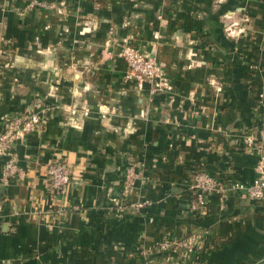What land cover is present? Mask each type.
I'll return each instance as SVG.
<instances>
[{
  "label": "crops",
  "instance_id": "obj_1",
  "mask_svg": "<svg viewBox=\"0 0 264 264\" xmlns=\"http://www.w3.org/2000/svg\"><path fill=\"white\" fill-rule=\"evenodd\" d=\"M44 1L62 12L0 0V133L49 109L16 141L21 175L0 180V264H159L160 240L190 235L206 250L187 264L262 260L264 200L213 192L187 212V186L197 170L256 177L244 136L264 139V0ZM124 40L158 58L169 90L125 79ZM56 158L72 169L59 194ZM130 165L144 179L123 200Z\"/></svg>",
  "mask_w": 264,
  "mask_h": 264
},
{
  "label": "built area",
  "instance_id": "obj_2",
  "mask_svg": "<svg viewBox=\"0 0 264 264\" xmlns=\"http://www.w3.org/2000/svg\"><path fill=\"white\" fill-rule=\"evenodd\" d=\"M34 8H54L62 12L55 4H48L44 0H26L25 12ZM119 56L126 61L127 71L125 79L134 81L136 88L143 90L146 85L150 86L152 92L166 91L171 88V81L159 63L158 58L137 47L128 40H124ZM0 52H4L0 50ZM47 107L24 113L18 117L11 118L9 124L0 133V157L4 159L1 173V183L7 185L11 180L21 175L22 170L18 164L19 157L15 151L16 141L35 130L44 127L48 118ZM244 148L255 152L258 156L256 164V177L249 183L236 180L224 182L214 177L205 170H197L188 189L193 197L187 203V212H198L206 207L207 196L218 192L219 200L224 202L231 193L240 192L251 200H264V139L255 133L244 136ZM49 188L56 193H64L72 181V169L66 160L56 158L48 168ZM141 177L135 165L127 167L124 176V187L122 199L125 200L134 190L135 183ZM144 179V178H142ZM64 210L58 213L63 214ZM206 248L195 235L185 237H166L160 240L155 251L164 253L166 256L159 264H187L197 253L205 251ZM175 256L177 258L175 259ZM149 264V263H148Z\"/></svg>",
  "mask_w": 264,
  "mask_h": 264
},
{
  "label": "water",
  "instance_id": "obj_3",
  "mask_svg": "<svg viewBox=\"0 0 264 264\" xmlns=\"http://www.w3.org/2000/svg\"><path fill=\"white\" fill-rule=\"evenodd\" d=\"M255 264H264V258H263L262 260L258 261V262L255 263Z\"/></svg>",
  "mask_w": 264,
  "mask_h": 264
},
{
  "label": "clouds",
  "instance_id": "obj_4",
  "mask_svg": "<svg viewBox=\"0 0 264 264\" xmlns=\"http://www.w3.org/2000/svg\"><path fill=\"white\" fill-rule=\"evenodd\" d=\"M238 23V22H237ZM240 31H243V29H240ZM234 35L238 34V33H233ZM213 83H215V81H213Z\"/></svg>",
  "mask_w": 264,
  "mask_h": 264
}]
</instances>
